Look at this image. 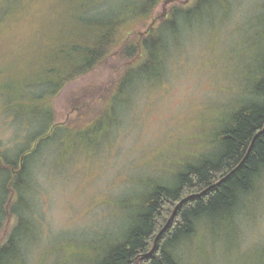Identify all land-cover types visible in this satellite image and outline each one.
<instances>
[{
	"label": "rangeland",
	"instance_id": "rangeland-1",
	"mask_svg": "<svg viewBox=\"0 0 264 264\" xmlns=\"http://www.w3.org/2000/svg\"><path fill=\"white\" fill-rule=\"evenodd\" d=\"M163 1L156 14L195 2L172 0L164 10ZM74 2L0 0V169L35 150L16 203L17 193L12 200L5 188L11 174L0 170V235L14 233L19 219L7 213L16 204L28 231L16 234L23 252L17 264H93L99 251L124 238L154 186L175 183L188 166L217 153L221 129L256 97L264 0H222L168 31L158 76L140 73L108 114L96 110L82 128L66 124L74 117L66 107L73 88L55 94L70 72L65 67L82 62L71 42L92 27L82 24L84 9L104 17L119 11L117 20L127 17L131 25L143 6ZM49 76L55 88L44 83ZM176 250L181 264H264V169L225 218L199 221Z\"/></svg>",
	"mask_w": 264,
	"mask_h": 264
},
{
	"label": "trees",
	"instance_id": "trees-1",
	"mask_svg": "<svg viewBox=\"0 0 264 264\" xmlns=\"http://www.w3.org/2000/svg\"><path fill=\"white\" fill-rule=\"evenodd\" d=\"M139 1L143 6L136 11L141 17L135 21L139 23L131 25L127 17L117 20L114 14H120L119 11L105 17L88 16L87 8L81 14L85 17L82 24L92 26L85 36L75 34L71 42L72 52L83 55L82 62L76 67L71 64L65 67L70 72L61 79L62 88L55 94L69 85L73 88L66 107L71 108L74 117L66 119V124L82 128L96 110L107 113L111 101L122 96L140 73H147L150 78L158 76L156 63L160 49L167 48L168 31H177L181 19L202 18L210 12L213 3L222 0H195L188 7L174 6L159 14L156 7L161 0ZM173 1L164 0V10ZM94 4L92 1L91 5ZM74 5L83 3L75 0ZM142 22L144 25L139 26ZM145 50H151L147 58ZM259 70L254 82L256 97L237 109L221 129L217 153L188 166L175 183L154 186L142 201L136 222L124 238L99 251L100 256L93 264H181L176 249L195 235L199 221L218 222V218H225L242 195L254 188L264 169V59ZM48 71L49 75L53 74V67ZM102 71L105 75L98 79ZM43 80L48 86H54L53 77ZM77 84L82 85L78 88ZM31 153L22 152L29 157ZM23 163V169L16 166L17 173L10 172V181L5 186L10 194L17 193L14 203L20 199L22 180L28 169L26 160ZM16 206L7 213L19 219L14 233L9 237L0 235V264H17L16 260L23 254L16 234L19 230L28 231L25 218L18 214Z\"/></svg>",
	"mask_w": 264,
	"mask_h": 264
},
{
	"label": "flooded vegetation",
	"instance_id": "flooded-vegetation-1",
	"mask_svg": "<svg viewBox=\"0 0 264 264\" xmlns=\"http://www.w3.org/2000/svg\"><path fill=\"white\" fill-rule=\"evenodd\" d=\"M42 142V141H41ZM40 144H38V146H39ZM37 146V147H38ZM30 155V154H29ZM29 155H24V154H21L20 156H19V165L17 166V167H19L18 169H23V167H24V161L26 160V158H28L29 157ZM5 162H6V160H5ZM9 166L10 165H8L7 163H6V165L4 166V168L3 169H0L1 171L3 170V171H6V172H13V173H17V169H15L14 167V170H13V168H11V169H9ZM27 172H28V170H27ZM10 173V174H11ZM10 196V195H9ZM13 194H11V199L13 200Z\"/></svg>",
	"mask_w": 264,
	"mask_h": 264
}]
</instances>
